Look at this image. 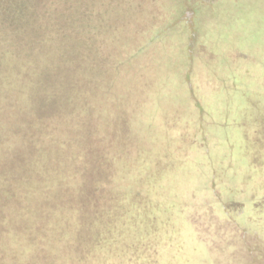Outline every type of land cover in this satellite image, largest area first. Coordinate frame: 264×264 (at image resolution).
Masks as SVG:
<instances>
[{
  "label": "trees",
  "instance_id": "trees-1",
  "mask_svg": "<svg viewBox=\"0 0 264 264\" xmlns=\"http://www.w3.org/2000/svg\"><path fill=\"white\" fill-rule=\"evenodd\" d=\"M6 1L0 0V8L23 9L24 5L34 4L33 0H12L3 5ZM178 2L101 0L105 14L112 10L117 14L127 5H133L138 14L145 11V5L153 3L154 7L149 17L143 19L130 17L110 23L107 21L110 14L99 17L97 12L88 15L90 20L86 21L87 34H98L95 22L102 21V17L108 25L101 43L103 66H97L96 57L83 59L89 69L106 67L100 77L94 71L85 76L89 82L84 85L96 92L83 93L85 99L93 101L91 104L96 95L103 96L104 101L114 100L110 91L118 78H125L126 72L133 76L119 81L125 85V91L137 83L143 92L146 87L152 94L154 91L156 100L160 96L163 99L174 73L163 57L164 52L182 58L180 78L176 77L181 89L186 90V102L169 103L159 98L161 105L168 106H164L167 108L161 118L156 116L154 122L149 121L157 133L150 136L148 152H136L129 158L128 152L123 151L115 159L116 162L120 158L118 164L111 166L104 159L103 149H97L93 142L87 151L76 147L68 153L70 165L64 173L50 175L43 169L37 171L33 165L22 172L15 164L24 159L23 154L18 145L7 142L10 136L5 130L10 128L0 124V264H162L166 254L176 261L190 256L186 264H202L196 261L203 259L202 250L194 248L191 234L181 232L182 225L191 228L192 218L189 217L191 223L181 224V217L177 218L175 213L180 214L188 207L202 210L206 206L207 212L226 228L228 248L234 249L230 253L241 256L234 264H260V249L264 255V150L260 149L257 132L264 134V111L256 107L254 112L253 107L244 106L239 108L238 117L230 116L233 119L226 121L218 116V111L233 113L236 108L214 107L204 102L202 86L237 91L252 102L264 97V86L251 88L237 83V77L253 74L245 67L232 66L227 75L216 71L212 62L218 52L211 46L215 36L206 26L213 19L204 17L202 8L190 7L189 0ZM112 3L117 6L111 7ZM189 9L195 11L190 20L186 17ZM110 24L117 26L114 37ZM158 64L169 69L161 72L159 82H154ZM142 69L148 74L144 86L143 80L136 77ZM74 73L71 72L73 82L79 76ZM79 77L86 80L84 75ZM55 80L49 84L53 85ZM17 91L0 89V112L5 100H13ZM20 92H25L24 87ZM49 95L46 91L37 92L44 107L36 117L47 129L58 123L48 118L46 112L51 110L52 103L64 101L62 94L53 100ZM90 95L94 97L90 99ZM150 97L149 94L146 97L150 102L156 101ZM18 100L11 104L18 111L17 116L21 109ZM103 118L102 115L100 119ZM223 124L232 126L229 132L235 133L219 136ZM72 126L73 121H66L60 136H49V140L56 139L51 146H60L58 142L62 139L75 142L79 135L81 139L85 135V143L92 141L91 135L99 139L105 136L99 132L83 134L84 128L80 134L71 135ZM55 129L60 131L57 125ZM43 136L35 137L32 144L46 140ZM126 150H131L130 146ZM186 164L191 168L183 181L180 176ZM206 167L211 170L206 171ZM197 170L201 171V178L188 182V175ZM164 213L172 214L166 223L162 220ZM189 245L194 250L190 255L185 254L192 251Z\"/></svg>",
  "mask_w": 264,
  "mask_h": 264
},
{
  "label": "rangeland",
  "instance_id": "rangeland-1",
  "mask_svg": "<svg viewBox=\"0 0 264 264\" xmlns=\"http://www.w3.org/2000/svg\"><path fill=\"white\" fill-rule=\"evenodd\" d=\"M10 1L12 0L6 1L3 5H8ZM33 1L34 4L32 3L31 6L24 5L23 9L20 7L12 9L0 8V89L9 88L19 91L17 96L15 95L12 98L13 100L9 99L10 102L5 100L3 105L5 104L6 106L4 105L0 112L1 126L10 128L5 130L9 133L11 140L7 139V142L18 145L20 152L23 154L21 157L24 159L19 164L13 162L15 166L22 172H26L33 165L37 171L43 169L50 175L64 173L70 165L68 153L72 152L76 147L82 151H87L93 142L96 144L97 149H103L104 159L107 165L111 166L116 165L115 163L118 164L120 158L116 162L115 159L118 157V153L123 151L128 152L129 158L130 155L133 156L136 152H148L151 148L149 146L150 136L157 133L156 129L152 130L149 121L153 120L154 122L157 117L161 118V113L165 112L167 108L164 106H168L161 105L159 98L161 100L164 99V101L167 100L169 103L186 102L184 101L186 90L181 89L176 77L177 75L178 79L180 78L179 72L182 71L181 65L183 66L180 55L164 52L163 57L167 58V64L171 66L170 68L174 73L168 85V91L165 92V97L162 96L163 99L160 96L156 100L154 91L152 94V90L145 87L143 92V87L137 83H132L125 91V85L119 81L129 80L127 77L131 78L133 76L131 73L126 72L127 75H123L125 78H118L119 81L114 83V87L110 91L109 95L114 100L104 101L103 96L96 95L94 97V95H90V99L92 97L96 99L94 104H91L93 101L89 102L85 99L86 96L83 94L87 92L96 93L89 91V87L84 85V83L89 82L85 76L94 71L100 77L101 74H105L104 69L106 67L99 70L98 68L95 70L89 69L87 67H90V65H86L83 59L96 57L98 60L97 66H103L104 64V51L101 49V43L105 36V27L108 26L105 25L104 15L106 17L107 14H110L109 17L111 19H107L110 23H116L115 21L119 20L126 21L130 17L143 19L151 14V8L154 7L153 3L152 6L145 5L146 9L141 14L133 11V5H127L124 7L125 10L117 14H113L114 10H112V13L107 12L105 14V11L101 9L103 7L101 0ZM178 1H180L178 3L183 2V0ZM189 3L192 5L190 7L202 8L203 16L205 15L204 17L213 19L215 22L208 23L206 26L211 29V34L215 36L214 40L211 41V46L218 52L216 54L217 57L212 62L216 71L227 75L232 66L248 68L253 74L251 76L241 75L237 77V83L245 86L250 85L249 87L251 88H256L255 85L263 87L264 0H234V2L229 0H189ZM116 6L117 4L113 5L112 3L111 7ZM97 12L99 17L103 16L101 18L102 21L95 22V26L98 25L96 27L99 28L98 34L85 33L86 21L90 20L88 15L92 13L96 15ZM194 16L195 11L189 9L186 13L187 19H193ZM110 25L112 26V31L114 32H112V35L114 37L116 36L115 29L117 26L114 24ZM89 43L93 44V46H86ZM171 55L173 56L171 57ZM80 59L82 61H79ZM97 66L95 65V67ZM158 66L160 64L156 67ZM168 69L169 67H158L156 69L158 71L157 80L153 78V81L159 82L161 72ZM72 71L76 75H84L86 80L78 76L73 82L71 78ZM145 71L147 70L142 69L136 76L137 79L143 80V86L144 82L147 83L145 76L148 74ZM54 78H56L55 83L50 85L49 82ZM21 87H24L25 94L23 92L21 94ZM202 88L203 100L209 105L236 108H233V113L218 111V116L224 117L226 121L231 118L230 116L238 117L241 114L239 108L244 106L253 107L254 112L257 109L261 112L264 111L263 95L259 96L258 101L252 102L237 91L228 92L224 88L214 90L210 89L206 84ZM40 91L50 93L49 96L52 97V100L57 99L60 94L64 97V101H57L54 105L52 103L50 112H46L49 114L48 118L56 120L58 124H54L60 127V131L55 129V125L53 128L48 126L49 128L47 129V127L43 126L44 124L38 121L36 115L40 114V110L42 111L44 107V104L42 105V102H44L43 98L37 96V92ZM148 94L151 99L156 101L150 102L146 98ZM16 98L21 101V109L18 116V111L16 112L11 106V104H15ZM102 115L104 118L100 119ZM249 115L253 116V113ZM66 121H73L74 126L71 127V135L80 134L84 128L83 134L99 132V134L105 135L104 139L91 135L92 141L85 143V135H82V139L81 135H79L78 137L80 138L75 140L80 141V143L83 140L81 145L76 143V141L73 142V140L62 139L58 142V144L61 142L60 146L58 145L59 149H56L58 148L57 144L51 146V142L54 143L56 139L50 138L49 140V136H60V133L64 132ZM227 125L229 124L221 125L223 130L218 132L219 136L226 137L228 134L235 133V131L230 133L229 128H232V126ZM262 131L264 132V128ZM6 132H3V134L6 135ZM70 132H67V134H70ZM260 132H257V138L260 149L264 150V134ZM42 136L43 138L46 137V140H41L39 143L35 142V145L32 144L35 141L33 140L35 137ZM47 140H49L50 144L47 143ZM128 146H130L131 150H126ZM242 158L245 159V156ZM185 166L182 167L183 171L180 176L183 177V181L184 175L187 174L186 171L188 172V168H191L188 167V164ZM207 167L206 171L211 170V168L207 169ZM242 170L244 169L242 168ZM200 172V170L192 171L188 175V182L194 181V178L195 180L200 179ZM185 181H187V178ZM206 209H208L207 206L202 210H198L197 207H188L180 214L179 212L175 213L177 218L180 219L181 217V224L184 221H186L185 224L192 222L190 229L184 228V225H182L181 232L186 236L191 234L190 242L194 248L202 250L203 259H197L196 261L202 264H234L238 262L237 260L241 256L230 253L234 249L228 248V238L225 235L226 228L221 225V221L217 222L212 213H208ZM170 217H172V214L164 213L162 220L166 223ZM189 217L192 218L191 222ZM167 226L168 224H165V228ZM154 228L159 229V226L154 225ZM230 231L236 234L235 230L230 229ZM189 247L192 251H188L185 254L190 255L194 252L192 246L189 245ZM184 251L186 250L184 249ZM259 251L261 253L260 264H264L263 251L261 249ZM189 258L190 256L176 261L172 259L170 254H166V256L162 257V264H186L190 262Z\"/></svg>",
  "mask_w": 264,
  "mask_h": 264
},
{
  "label": "flooded vegetation",
  "instance_id": "flooded-vegetation-1",
  "mask_svg": "<svg viewBox=\"0 0 264 264\" xmlns=\"http://www.w3.org/2000/svg\"><path fill=\"white\" fill-rule=\"evenodd\" d=\"M229 1H232V2H234V0H229ZM202 6V5H201ZM203 7H205V6H203Z\"/></svg>",
  "mask_w": 264,
  "mask_h": 264
}]
</instances>
